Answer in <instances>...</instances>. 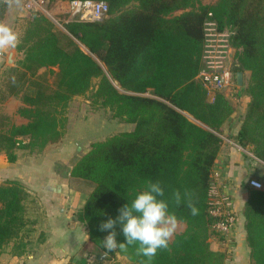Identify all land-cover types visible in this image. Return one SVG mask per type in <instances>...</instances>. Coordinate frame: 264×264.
I'll use <instances>...</instances> for the list:
<instances>
[{
    "label": "trees",
    "instance_id": "obj_1",
    "mask_svg": "<svg viewBox=\"0 0 264 264\" xmlns=\"http://www.w3.org/2000/svg\"><path fill=\"white\" fill-rule=\"evenodd\" d=\"M102 1L108 7L102 20H63V29L42 12L31 13L18 45L22 58L5 68L0 86V103L17 97V113L27 121L16 124L0 111V152L14 162L18 149L42 151L59 142L72 97L88 94L93 108H106L111 117L134 124L91 142L70 171L93 184L78 216L95 253L112 260L117 252L128 264H144L146 258L134 246L105 249L102 240L108 233L99 225L115 219L146 181L158 180L169 210L185 228L167 248L157 250L152 264H224V252L212 250L208 240L209 230L216 235L212 226L218 219L208 212V190L222 141L217 132L234 108L223 93L208 100L196 77L202 66V27L212 18L232 32L235 61L240 71L248 72L241 90L249 97L234 139L250 145L264 162V0ZM6 8L7 2L0 0V24ZM51 67H56L50 69L52 86L37 78L39 69ZM174 190L182 195L179 206L172 200ZM185 191L197 215L190 213ZM27 199L18 181L0 183V254L8 245L13 255L27 251ZM243 214L251 263L264 264V189H249ZM116 232L118 243L123 242L118 225ZM68 264L103 262L80 256Z\"/></svg>",
    "mask_w": 264,
    "mask_h": 264
},
{
    "label": "crops",
    "instance_id": "obj_2",
    "mask_svg": "<svg viewBox=\"0 0 264 264\" xmlns=\"http://www.w3.org/2000/svg\"><path fill=\"white\" fill-rule=\"evenodd\" d=\"M3 53L6 55L0 54V86L3 71L14 62L9 64L7 56H14V60L17 51L14 48ZM20 105L17 97L10 96L0 103V111L16 124L25 123L27 119L17 113ZM238 114V111L232 112L217 132L222 141L212 170V185L236 217L227 235L214 237L208 231L210 248L224 252V264H252L243 207L252 188L248 181L261 180L264 175L261 165L234 139L240 126ZM67 127L59 142L42 151L18 149L14 162H9L0 152V183L15 180L24 186L28 192L26 208L31 222L27 251L13 255L8 245L0 254V264H68L84 256V252H96L88 242L85 223L78 216L92 188L87 180L70 174L75 161L89 149L94 139H89L71 124ZM180 223L185 228V223Z\"/></svg>",
    "mask_w": 264,
    "mask_h": 264
},
{
    "label": "rangeland",
    "instance_id": "obj_3",
    "mask_svg": "<svg viewBox=\"0 0 264 264\" xmlns=\"http://www.w3.org/2000/svg\"><path fill=\"white\" fill-rule=\"evenodd\" d=\"M7 2V8L5 11V15L3 18L4 25L10 27L18 36V44L15 47L17 54L15 56V59L13 60L14 56H11V59L13 62L12 65H15L16 62L22 58V52L18 50V45L21 42V38L25 32L26 26H27V20L31 16L25 10L23 9L24 0H5ZM217 0H201L203 4H213ZM41 9L40 10L48 19L58 28L63 29L62 21H66L67 15L64 16V11L68 8V0H42L41 3ZM2 24V23H1ZM222 30L228 32L230 34V42H231V36L232 32L229 28H223ZM235 48L232 47L231 50V56L228 61V72H229V79L227 88L223 91V94L228 98V100L233 105L234 111H238L239 114V123H241L242 116L245 112V109L247 107L249 97L242 92V87L245 85L247 78H248V72H242V84L238 85L236 81V72L239 71V66L237 65L235 61ZM11 61V62H12ZM11 64V63H10ZM11 65V66H12ZM56 71V67L51 68H41L39 69V73L37 75V78L40 82L44 84H48L50 86L53 85L54 77L52 75V72L50 71ZM88 94L81 95V96H75L74 99L72 97L71 102H69V105L67 106L65 110V116L67 118L65 127L71 124L72 127L76 128L77 130H80V132L83 135H86L89 137V139L96 141L99 139H103L107 135H110L112 133L118 132V131H124V130H131L134 127L133 123L128 122H122L116 118L111 117V113L108 109L97 107L93 108L90 105V100L88 99ZM233 111V112H234ZM189 115L188 113H185ZM191 116V115H190ZM193 120V118L191 117ZM85 121V126H82V122ZM95 133V134H94ZM244 149L251 152L253 157L248 154V156H251L254 161H256L258 164L261 165V167L264 169V162L258 159L251 151V146L246 145L242 146ZM261 178L262 182V189H264V175ZM88 186L93 187V184L90 181H86ZM87 186V185H85ZM183 224L180 223V221L177 220L176 229L172 235H174L179 232L183 231ZM171 237V238H172ZM100 252V250H98ZM101 253V252H100ZM106 263H114V262H120L123 264L130 263V260L119 253H115L112 260H105Z\"/></svg>",
    "mask_w": 264,
    "mask_h": 264
},
{
    "label": "clouds",
    "instance_id": "obj_4",
    "mask_svg": "<svg viewBox=\"0 0 264 264\" xmlns=\"http://www.w3.org/2000/svg\"><path fill=\"white\" fill-rule=\"evenodd\" d=\"M17 34L8 26L0 24V52L14 49L18 44ZM165 189L160 181L148 180L143 190L138 191L134 198L118 210L115 219L109 217L99 225L101 231H107L102 240L103 247L108 251L120 248L127 250L128 246H134L138 256L145 257L144 264H152L158 249L168 247L172 237L177 218L169 210V202L164 199ZM191 194L185 191L183 198L192 215L198 214V208L191 200ZM172 200L176 206L182 201L179 190H174ZM117 225L122 231L123 242L116 239Z\"/></svg>",
    "mask_w": 264,
    "mask_h": 264
},
{
    "label": "built area",
    "instance_id": "obj_5",
    "mask_svg": "<svg viewBox=\"0 0 264 264\" xmlns=\"http://www.w3.org/2000/svg\"><path fill=\"white\" fill-rule=\"evenodd\" d=\"M42 0H24L23 9L29 15L33 12H41ZM107 4L102 0H69L66 21L92 22L102 20L107 15ZM202 66L196 77L206 90L208 100L213 101L216 93H223L227 88L229 72L228 61L231 56L230 34L222 30L218 23L207 18L202 27ZM242 149L253 157L250 151ZM249 186L262 189V182L256 179L248 181ZM208 212L217 217L212 230L214 237L227 235L233 228L236 217L228 205L221 199L212 184L208 190Z\"/></svg>",
    "mask_w": 264,
    "mask_h": 264
},
{
    "label": "water",
    "instance_id": "obj_6",
    "mask_svg": "<svg viewBox=\"0 0 264 264\" xmlns=\"http://www.w3.org/2000/svg\"><path fill=\"white\" fill-rule=\"evenodd\" d=\"M80 46L82 49H85V47L83 45L80 44ZM0 54L6 55L3 52H0ZM7 58H8L7 62L10 64L12 61L11 55H8ZM236 81H237L238 85L242 84V71H240V70L236 72ZM185 115L188 117V119L192 120L190 115H187V114H185ZM192 121H194V118ZM84 256L86 257L87 262H94L97 260V261L103 262V264H108L105 262V260H107V261L110 260L109 257L105 254H96L93 252H84Z\"/></svg>",
    "mask_w": 264,
    "mask_h": 264
}]
</instances>
